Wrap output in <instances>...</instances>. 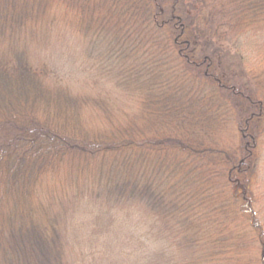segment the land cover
Instances as JSON below:
<instances>
[{
    "label": "trees",
    "instance_id": "1",
    "mask_svg": "<svg viewBox=\"0 0 264 264\" xmlns=\"http://www.w3.org/2000/svg\"><path fill=\"white\" fill-rule=\"evenodd\" d=\"M248 29L249 73L224 62ZM54 38L95 96L70 91ZM263 129L264 0H0V264H119L120 217L175 236L178 264H264ZM77 225L102 261L82 262Z\"/></svg>",
    "mask_w": 264,
    "mask_h": 264
},
{
    "label": "rangeland",
    "instance_id": "2",
    "mask_svg": "<svg viewBox=\"0 0 264 264\" xmlns=\"http://www.w3.org/2000/svg\"><path fill=\"white\" fill-rule=\"evenodd\" d=\"M55 39L56 38H54L49 45L48 55L51 61H55V65L59 68L58 71H60L61 74H64L67 86L71 88L70 91L76 95H82L83 97L95 96L98 93L97 88L93 86V82L89 80L90 78L84 76L81 72H78V70L73 69V67L78 64L77 59L81 50L76 46H73V44L69 45V41L64 44H61L60 42L55 43ZM260 39L261 37L257 34L256 29H248L240 38H236V40H232L231 42L229 40L230 43L225 45V50L226 47H230L229 59L224 58V62H227L226 65H229L228 63L231 60V56L237 55L243 56L244 59L241 61L244 69L240 67V71L243 69L244 72L249 73L252 69V66L250 65L251 63L260 65L255 51V46H257V42ZM225 54L226 52H224V55ZM74 70H76V72ZM232 70L235 72V70L237 71L239 68H232ZM77 78H79L80 82ZM64 82L65 81L63 80V83ZM110 88L111 87L109 86V88L104 92L111 93L112 89ZM111 101L114 103L113 100ZM117 109L118 111L120 110L118 107ZM122 109L128 110L129 113L136 111V108L129 103L123 105ZM96 118L93 116L89 119L87 128H89V130L97 127H100V129H106L105 120L100 119L99 117ZM230 125L232 127H226L225 130L230 133L232 130V133L234 134L235 124L233 125L230 123ZM259 133L260 137L256 140L257 147L252 158L254 163L252 164V169L254 168V175L252 176V184H250L251 190L249 195L251 197V205L255 213V217L264 231V129ZM79 209L82 211L84 206L79 207ZM79 209L77 211H79ZM132 220L133 219L123 220L122 217H120L119 227H122L125 234L119 233V236L116 237L118 239L122 238L121 247L116 248L114 252L115 257L116 255L121 256L120 261L117 263L123 264L122 256L126 260L125 264H178L182 259H191L189 251L186 252L185 250H180V245L175 241V236H172L171 238L170 234L161 230V226H135V222ZM150 223L151 221L149 224ZM84 229L85 228H83L82 225L81 227H79V225L76 226L78 239H80V244L76 245V247L78 248L77 252H80V255H82V262L89 261V258L93 261H102V256H100V254L95 251L91 245L92 241L90 239L96 238V236L91 235V227L88 228L87 231ZM241 232H243V230ZM250 233L251 232L247 233L248 237L251 235ZM108 237L114 238L113 235H109ZM133 237L136 239L138 238V241L134 242ZM133 244L136 246H133ZM254 248L257 250L256 247ZM185 262L187 264V261Z\"/></svg>",
    "mask_w": 264,
    "mask_h": 264
}]
</instances>
